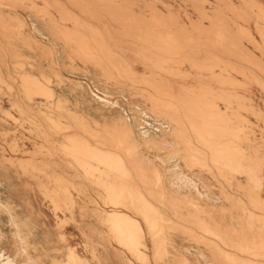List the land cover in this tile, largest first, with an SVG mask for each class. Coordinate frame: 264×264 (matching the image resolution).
Listing matches in <instances>:
<instances>
[{"label":"bare ground","instance_id":"bare-ground-1","mask_svg":"<svg viewBox=\"0 0 264 264\" xmlns=\"http://www.w3.org/2000/svg\"><path fill=\"white\" fill-rule=\"evenodd\" d=\"M4 1L0 0L1 8ZM23 1L36 11L40 22L47 24V39L51 37L59 42H35L22 34L23 22L18 18L13 26L0 19V85L10 94L14 88L17 90L16 100L10 98L8 101L10 108L19 109L30 125L42 132L47 145L54 134L63 138L57 147L41 146L38 151L44 149L47 154L71 157L81 169L98 176L109 200L135 201L134 204L142 201V207L133 204L138 207L134 213L142 216L148 228L154 258L161 247L163 250L171 247L163 234L172 221L159 206L164 210L165 202H177L176 194L170 195L173 191L169 195L165 192L167 186H174L179 188L178 192L175 189L179 194V206L173 204L177 208H171L174 214H179V240L182 242L179 264H264V197L256 191L264 186V139L259 142L256 137V128L264 133V112L256 108L251 96L252 88L264 94V6L258 0H239L238 4L232 0H181L180 9L185 8L182 20L178 13L170 11L172 4L163 0H41L40 7L36 0H7V4L19 6ZM174 1L178 2L179 10V0ZM158 4L168 13L161 12ZM143 8L149 10L148 15L143 13ZM186 8L197 15L196 19ZM35 28L38 34L42 33L37 26ZM17 40L19 43L14 42ZM24 50L30 54L25 55ZM62 70L71 75H99L105 84V90L101 91L103 97L92 93V98L103 107L119 109V117L100 123L69 109L65 94H57L51 88L49 75L53 76L58 88L66 87ZM36 74L38 77L34 76ZM69 80L74 87L72 92H85L82 83ZM118 96L129 107L127 111L118 99L115 100ZM38 99L41 100L37 103L40 110L34 112L31 106ZM87 103L89 106L90 102ZM244 113L261 124L251 123ZM148 120L157 126L154 128L162 135L160 139L141 138L143 141L134 136L131 127L141 129ZM143 147L150 152L167 153L155 156L165 170L166 158H176L188 169L197 166L199 173L191 172V176H187L183 172L166 170L173 180L167 183L166 179L163 183L160 164L148 158L141 159ZM30 163L19 162L24 167ZM235 175L245 177V184ZM211 179L222 186L221 193L212 191ZM227 186L228 189L235 186L240 193L228 190ZM67 190L63 187L50 195L55 207H60V202L72 205ZM143 201L152 206L146 208ZM127 204L123 206L128 207ZM180 206H191L194 210L188 208L187 211ZM0 208L8 212L7 205L0 203ZM106 222L113 227L121 247L139 244L145 251L144 234L138 222L116 211L107 213ZM174 227L168 225V232L173 229L171 233H174ZM203 233H211L216 239ZM110 234L113 233L110 231ZM14 236L19 252L26 255L23 238L20 234ZM161 239L167 245L161 246L164 243ZM161 252L159 256L162 257ZM1 253L0 259L3 258ZM137 253L140 251L134 253L135 257ZM93 256L95 258L94 253ZM28 259L31 264L32 258ZM69 259V262L85 263L74 252H70ZM6 263L16 264L12 259Z\"/></svg>","mask_w":264,"mask_h":264},{"label":"rangeland","instance_id":"rangeland-1","mask_svg":"<svg viewBox=\"0 0 264 264\" xmlns=\"http://www.w3.org/2000/svg\"><path fill=\"white\" fill-rule=\"evenodd\" d=\"M163 1L171 3L172 8L170 11L173 14L178 13L180 18L182 20L184 19L183 17H184V9L185 8L182 7L181 8L182 10L180 9L181 0H179V10L177 8L178 2H175L174 0H163ZM211 1L213 2V0H211ZM258 1L262 4V6H264V0H258ZM232 2L234 4H238L239 0H232ZM3 3L4 4L2 5V8L0 7V19L1 20L5 21L7 23L11 22L10 25L13 26L17 22L15 20V18H18L20 21L23 22V27H22L23 29L21 28V32L24 36H28L32 40H34L35 42H39V43H42V42L51 43V41L53 43L54 42L59 43L54 38L50 37V40L47 39V35H45L48 31L47 24L45 22H43V23L40 22V19H39L40 16H38V14H36V11L29 9V7H27L29 4L28 2L23 1V3H20L19 6L18 5L12 6L10 4H7V0L4 1ZM35 3L38 7L43 5V1H41V0H36ZM20 6L22 7L21 9H20ZM158 6H159V9L161 12H163L164 14L168 13L165 8L161 7L159 4H158ZM15 7H17V8H15ZM22 9L24 12L22 11ZM142 10H143V13L145 15H148L147 13H149V10H147L146 8H143ZM177 10H178V12H177ZM186 10L188 13L192 14L193 18L196 19L197 15L194 14L190 8H186ZM51 11H52V14L57 17L56 11L53 9ZM206 24H207V22H206ZM35 26H37L39 28V30L42 31L41 34H43L46 37H43V35L38 34L36 32ZM26 31H27V33H26ZM14 42L19 43L18 40L14 41ZM24 54L29 55L30 53L25 51ZM59 56L62 57L63 55H59ZM30 62H33V61L30 60ZM10 64L11 63H9V65ZM137 68L139 71H141L140 67H137ZM25 69L27 70L28 67L25 66ZM61 74L66 80V83H65L66 87H64L63 89L60 87L58 88L57 85L55 84L56 81L53 78V76L49 75L52 77L51 79H52L53 85L51 84V88L53 90H55L57 94H63V93L65 94L64 95L65 98L66 99L68 98L67 100H68V108L69 109H71V110L73 109L72 111H77L79 113H84L86 116H89L90 118L97 120L100 123H103L105 121L110 122L113 119H116L119 117V115L121 114L119 109L118 110H116V109L112 110L108 107H103V106H101V103L97 102L96 100H94L92 98V93H95L97 95L99 94L98 96L103 97L101 91L105 90V88H104L105 84L99 75H84L83 76V74H80V73L78 75H71L68 71L65 72V70H62ZM13 76L17 78V75H13ZM34 76L38 77L37 74ZM66 76H68V77H66ZM68 78L73 79V80H69ZM68 80L72 81V82L82 83L83 86L85 87V92H82L79 90H75L72 92L71 88L74 89V87H73V85H71L68 82ZM1 88H2V90H1ZM97 88L100 91H98ZM14 90H15V92H14ZM16 92H17V90L14 88L12 94H10L5 90V87L0 85V117L2 116L0 118V203L3 204L4 206L7 205V208H8L7 209L8 212H6V210L4 211L0 208V253L2 252L1 254L3 256V258L0 259V264H4V262H7V260H10V259L14 260V262L16 264H22V263L23 264H30L29 262H27V261H29V259H28L29 257L32 258V261H33L31 264H69L70 262H71V264H73V263L78 264V263L73 262V261L69 262V260H71V259H69L70 252H74L81 260H83V262H85L84 264H147L148 261H149L148 264H154L155 262L158 263L159 260L160 261L158 264H171V263L172 264H179V253H178L179 252V244L180 243L182 244V242H180V240H179V230H178L179 214H177V213L174 214V212L171 210V208L172 209L177 208L176 206L175 207L173 206L175 200H173V202L172 201L171 202L170 201L165 202L166 205L168 203H170V205L169 204H168L169 206L164 205V210L161 208V207H163L162 205L159 206L160 211L162 213L166 212L165 214H167V218L170 217L169 220L172 221L171 225L168 224L169 228L170 227L173 228L174 226L175 227H174V233H171L173 231V229L172 230L169 229L171 231L168 232V225L166 226L167 228H165L166 233L168 232V234L171 237L169 235H167L166 233H164L163 235H165L166 237L164 236V238H163V236H161V234L159 236L156 233L159 236V238L166 239L165 241L171 247L169 248L168 246H166L167 250H166V248H165V250H163L164 247H161V246H165L167 244H165V241L161 239V241H163L164 243L161 244L160 247L163 250V252L164 251H167V252L166 253L164 252V254H163V252H161V249L159 248L160 252L162 253L161 254L162 257L159 256L160 252H158L159 250L157 249L158 250L157 252L159 254H155L157 257L154 258L155 257L154 256V249L152 248L153 243L151 242L152 238L148 232V228H147V226H145V222H144V220H142L143 218L141 219L142 216L141 215L136 216V214H138V213H136V212L134 213V210L136 211V209L142 205L141 204L142 201H138L135 204H134L135 201H129L130 203L127 202L128 204H132L133 207H134V205H139L138 207L137 206L134 207L135 208L134 209L132 206H129L126 203V201L121 202V201L109 200L106 198L107 195H106V192L104 191L105 189L103 188L101 181L98 178V176L89 174V172L87 173L86 170L81 169L80 166L75 164V161L71 157L64 156L62 154L60 155V153H55V155H53L54 153H52V155L47 154L44 151V149L41 152L38 151V148H40L41 146H45V147L48 146V147H54V148L57 147L63 141V138L61 136L55 135L54 134L55 132L53 131L54 138L52 136V138L49 139L48 145H47V141L45 142L43 135L41 136L42 132L38 131L35 127H32L30 125L29 121L27 120V117H24L22 112L19 109L10 108L8 101L10 98H11V100H16V98H15V97H17ZM71 92H72V94H71ZM74 93L76 96L73 95ZM251 93H252L251 96L253 99V103L256 106V108L264 112V104H263L264 103V94H262L258 90H255V89L253 90V88L251 89ZM10 95L12 97H10ZM70 96H72V97H70ZM115 96H117V95L115 94ZM118 97H116L115 100L118 99L117 100L118 103L124 107L125 111H127L129 109V107L125 104L124 100H121V98L120 97L118 98ZM12 98H14V99H12ZM82 98L84 100H82ZM39 101H41V100L40 99H38L37 101L34 100V103L31 106V109H33L32 111L37 112V110L39 109L38 108L39 106H37V103ZM82 101H84V102H82ZM77 102H79V103H77ZM87 102L88 103L90 102L89 106L86 105ZM76 103H77V105L79 104L77 108L75 106ZM137 103L143 105L142 102L138 101ZM70 105H71V107H70ZM81 106H82V108H81ZM100 107L103 109L102 111L99 110ZM90 108H91V110H90ZM6 110H8L7 114L8 113L10 115L12 114L11 116H13V117H10L9 115L7 116V114L5 115L4 113ZM42 110L44 111V109H42ZM82 111H84V112H82ZM108 112H109V114H107ZM20 114H22V116H20ZM3 115H5L6 117ZM244 115L247 116V119L251 123H255V125H256V123L258 125L261 124L256 120L255 117H252V115L246 114V113H244ZM108 117H110V118H108ZM21 122H22V124L20 125L19 123H21ZM26 122H28V123H26ZM143 126H144V128L145 127L146 128L144 129ZM143 126L141 129H138L137 126L131 127V128H133L134 136L138 140L160 139L162 137V135L157 131V129H155L157 126L153 125L152 121L148 120L146 124H143ZM47 128L51 129L50 126H47ZM147 128H148V130H147ZM256 129H257L256 130L257 141L261 142V141H263L262 139H264V133L262 134L259 132L258 128H256ZM15 131H16V133H15ZM8 132H9V134L7 135ZM141 132H143V134ZM31 133H33V134H31ZM157 133H159V134H157ZM155 134H157V135H155ZM39 135H40V137H39ZM140 135H142L143 137L142 136L140 137ZM141 138H143V139H141ZM55 141H57V142H55ZM14 144L16 145V148L14 147L15 149L13 148V146H15ZM39 144H40V146H39ZM12 148L14 149V151ZM10 149H11L12 153H11ZM149 150H150L149 148L144 150V147H143V152H142L143 158H141V159L144 161L147 158L150 160H154L158 166L160 164V167H162L161 163L156 160L155 156L157 154L160 156H166L167 153H165V152H163V153L158 152L157 153L154 151L150 152ZM27 152H29V153L27 154ZM35 154H38V155H35ZM52 156H54V157L51 158ZM166 159H167V160H165L167 162L166 170L176 171V172H178V174H179V172L180 173L183 172L184 174H188L187 176H191V172L199 173V168L197 166L188 169V167L186 168V166L184 165V163L182 161H180V159H176V158H171V159L166 158ZM173 159H175V160H173ZM23 160H25V161H23ZM26 161H30L31 162L30 165L24 167L23 165L21 166L19 164V162H26ZM179 161H180V163H179ZM31 164H32L33 168L31 167ZM29 166L31 167V169ZM34 166H36V167L34 168ZM45 166H47V168ZM27 168H28V170H27ZM164 168L165 167L163 166L162 170H161L163 175L165 173V175L164 176L162 175V178H161L163 183H165L166 179H167L166 180L167 183L172 182V180H173L172 177L169 175V172H167ZM176 168H178V169H176ZM38 169H40V170H38ZM179 169H181V170H179ZM24 172H26V173H24ZM146 172L148 174H150V172L147 169H146ZM203 174L207 177L206 172H204ZM167 175L170 177H168ZM263 175H264V173H263ZM90 176H92V177H90ZM51 177H53V178H51ZM82 177H84V178H82ZM234 177H237V179H239L243 184H245V179H246L245 177L240 176V175H235ZM59 178H60L61 182H58ZM208 178L210 179L209 176H208ZM150 179H151V176H150ZM64 180H65V182H64ZM74 180H75V182H74ZM71 182H72L73 186L71 185ZM216 183H217L216 181L214 183V181L211 179V185L214 187V189L212 188V191L216 194H219V193H221V191H219V189H221L220 187H222V186H220L219 184L217 185ZM63 187L65 189L69 190V191L67 190V192H69L68 193L69 196L71 195L70 198H72L71 200H73V203H72V205L68 204L65 206L63 204V202H60V207H55L54 206L55 202L50 198V195L53 193V191H55V190L60 191V189ZM168 187L169 186H167V188ZM156 188H158V187H156ZM167 188H165V192L168 195H169V192L171 193V191H173L172 192L173 194H170L171 196L172 195L175 196V194H176V197H174V198L177 199V202L174 205L177 204V206H179V201H178L179 196H177L179 194L176 193V191L177 192L179 191V188L172 186V187L168 188V189H170L169 191ZM175 189H176V191H175ZM227 189H228V186H227ZM228 190H231L234 193L235 192L240 193V191L235 186L229 187ZM231 191L229 193H231ZM256 191H257V194L259 193V196L261 198L264 197V186H262V188L259 189V191H258V189ZM98 195H100V196L98 197ZM101 195H104V197L103 196L101 197ZM111 201H114L115 202L114 204H116V205H114ZM88 202H89V204H88ZM119 202H121V203H119ZM123 202L125 205L127 204L128 207H124L123 206L124 204H122ZM143 202L147 205V207H146V205L143 203V206H145L146 208H150L152 206V205H149V203H147L146 201H143ZM97 203H98V207H97ZM106 203H107V205H106ZM171 203H172V205H171ZM111 204H113L114 207L110 206ZM119 205H120V207H119ZM66 207H68V208L70 207V208L67 210ZM76 207H78V208H76ZM82 207H84V208H82ZM86 207H89V208H86ZM182 207L183 206H180V208H182ZM190 207L191 206L183 207L182 209L188 211V208H189L192 210L193 208L192 207L190 208ZM81 208H82V211L80 210ZM123 208H125V209H123ZM165 208H166V210H165ZM94 209L96 211H93ZM114 209H116V210H114ZM70 210H71V212H70ZM113 211L122 212V213L126 214L130 218V220L138 222L141 225L142 235L144 234V236H142V238L144 239L143 243L145 246V251H144V248L139 244H137L136 246L138 247V245H139V247L141 246L140 248L139 247L137 248L135 246L134 247L124 246V248H123V246L122 247L120 246V242H119V240H117L118 238L115 234L116 232H113L112 231L113 227L111 226V224L108 225V222H106L107 213H111ZM128 211H130V212H128ZM10 212H11V214H10ZM70 213L71 214L74 213L73 216ZM64 214H66V215L64 216ZM100 215H103V218L100 217ZM55 216L56 217L58 216V217L56 218ZM79 216H81V217L79 218ZM14 218H15V220H14ZM11 219H12V221H11ZM56 219H59L60 221L56 220ZM64 219H66V220H64ZM173 222H175V223H173ZM18 224H20V225H18ZM172 224H174V225L172 226ZM176 225H177V229H176ZM15 227H17V228H15ZM109 230L111 231V233L114 234V235L112 234L113 236L110 234ZM16 234H20V236L23 238V240L26 244V248L28 251V253L26 255L21 254V252H19V247H17V246H19V245H17V240H16V238H13V236ZM203 234H205V233H203ZM147 235H148V237H147ZM205 235L210 237V239H211V237L214 240L216 239L211 233H208ZM25 238H26V240H25ZM168 238L169 239L171 238L172 241L167 240ZM173 240H174V242H173ZM168 241H170V243H168ZM117 242H119V243H117ZM159 242H160V239H159ZM184 243L185 242H183V244ZM109 245H111L113 247V249ZM173 246H174V248L175 247L176 248L174 249ZM115 248L117 249L118 252L116 251ZM129 248H131V249L128 250ZM177 248H178V250H176ZM108 249L110 251H108ZM132 249H133V251H132ZM127 250L129 251V253ZM113 251H114V253H113ZM135 251L136 252L140 251V253L136 254L137 259H136L135 254H134V253H136ZM168 251H170V252H168ZM93 253L95 255V258H94V256L92 257ZM116 253H117V255H116ZM144 253H145V257H144ZM124 254L126 257H124ZM141 254H143V255H141ZM171 254H172V256L169 257ZM164 256L167 259H165ZM166 256H168V257H166ZM116 257H119V258H116ZM126 259L129 260L130 263ZM120 261H122V263Z\"/></svg>","mask_w":264,"mask_h":264}]
</instances>
